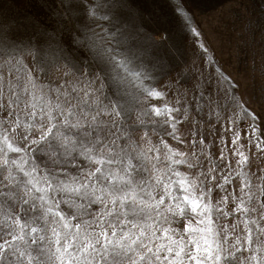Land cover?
I'll return each instance as SVG.
<instances>
[{"label": "snow or ice", "instance_id": "1", "mask_svg": "<svg viewBox=\"0 0 264 264\" xmlns=\"http://www.w3.org/2000/svg\"><path fill=\"white\" fill-rule=\"evenodd\" d=\"M38 3L0 12V264H264V122L228 78L170 99L136 0Z\"/></svg>", "mask_w": 264, "mask_h": 264}, {"label": "rangeland", "instance_id": "2", "mask_svg": "<svg viewBox=\"0 0 264 264\" xmlns=\"http://www.w3.org/2000/svg\"><path fill=\"white\" fill-rule=\"evenodd\" d=\"M176 2L136 0L141 15L130 21L142 25L136 43L146 59L156 62L157 87L167 84L171 99L186 93L195 80L227 77L224 86L230 83L237 98L264 122V0H179L191 28L183 27ZM0 12L8 21L46 16L38 0H0ZM65 70L52 65L48 77L58 82ZM248 155L253 171L264 170V153L252 146Z\"/></svg>", "mask_w": 264, "mask_h": 264}]
</instances>
